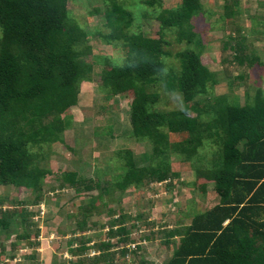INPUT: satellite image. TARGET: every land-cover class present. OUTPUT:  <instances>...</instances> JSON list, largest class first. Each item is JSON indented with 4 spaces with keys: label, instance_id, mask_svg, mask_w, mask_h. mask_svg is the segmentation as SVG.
I'll use <instances>...</instances> for the list:
<instances>
[{
    "label": "trees",
    "instance_id": "16d2710c",
    "mask_svg": "<svg viewBox=\"0 0 264 264\" xmlns=\"http://www.w3.org/2000/svg\"><path fill=\"white\" fill-rule=\"evenodd\" d=\"M71 1L0 0V183L36 192L33 206L43 202L42 188L50 176L55 178L56 190L71 188L79 195L90 192L94 185L92 179L85 180L72 172L58 178L41 166L44 147L63 141L72 119L67 112L78 105L79 84L88 81L93 72L92 65L83 60L86 54H91V47L86 46L80 53L76 50L88 41L89 31L72 19ZM141 1L152 7L162 5L160 0ZM126 4L125 0H103L106 6L103 17L109 31L100 30L94 36L109 45L121 43L127 61L120 67L106 61L110 68L101 77L102 89L111 97L134 94L133 136L141 143H151L155 154L143 169H137L129 155L126 159L121 154L120 159L126 161L121 167L126 171L124 178L100 183L98 188L109 196L112 189L139 188L149 178L153 184L168 182L177 177L172 173L169 155L184 156V163H201L200 149L208 141V145L218 146L219 151L196 174L214 182L220 205L195 217L190 226L165 233L170 238L180 237V245L169 264H264V99L261 92L255 99L248 96L252 89L250 70L264 67L263 53L252 40L255 37L264 41V19L248 18L243 0H225L222 25L229 34L222 64L231 85L248 94L244 106L228 104V96L222 97L223 100L204 99L202 105L197 98L206 95L210 86L214 87V73L203 63L199 52L188 50L179 54L182 67L169 81L168 89L182 94L186 104L194 103L190 109L197 116L190 118L185 110L170 114L154 112L152 108L159 94L148 89L165 70L166 47L170 43L165 38L167 30L178 28L179 42L185 38L201 48L203 40L193 20L209 11L204 12L201 0H182L175 8H163L157 16L161 22L160 35L155 38L131 32L135 15ZM256 8H264V1L257 0L247 11ZM100 13L101 9L96 8L90 15ZM248 26L252 28L249 33ZM205 115L211 120L204 121ZM170 134H189V138L187 142L171 144ZM4 202L7 198L0 199V228L26 227L29 214L21 211V221L13 223L10 219L16 218L17 212L4 210ZM94 211L89 206L82 219L77 220L76 233L85 232ZM121 223L122 220L110 224L111 239L127 236L125 230H114ZM128 237L120 246L129 244ZM19 240L30 241V236L24 231ZM26 244L36 250V244ZM87 244L88 241H82V247ZM166 244L171 245L169 241ZM17 247L12 245V251L18 250ZM96 250L103 253L92 264L115 263L117 257L110 245L98 246ZM83 251L85 248L75 255ZM118 254L125 256L126 250Z\"/></svg>",
    "mask_w": 264,
    "mask_h": 264
},
{
    "label": "rangeland",
    "instance_id": "374dc122",
    "mask_svg": "<svg viewBox=\"0 0 264 264\" xmlns=\"http://www.w3.org/2000/svg\"><path fill=\"white\" fill-rule=\"evenodd\" d=\"M160 1L161 6L156 4L152 7L141 0H125L126 6L133 9L135 15L131 32L159 37L161 22L157 18L158 14L163 8L177 7L182 0ZM201 1L204 12L205 9L209 11L193 20L195 30L201 33V48L188 43L185 38L179 42L178 28L167 30L165 34L170 42L166 47L168 55L164 58L165 70L158 75L152 88L148 89L149 92L159 94L158 102L152 108L154 112L170 114L176 110H185L190 118L197 116L190 109L194 103L186 104L182 94L168 89L169 81L182 67L179 54L188 50L199 52L203 63L214 73V87L210 86L206 95L197 98L203 102L202 105H205L204 99L215 101L216 98L224 99L226 96V102L232 106L239 107L244 103L246 92L243 88L231 85L222 64V52L228 47L225 39L229 34L222 25L225 0ZM256 1L243 0L248 18H255L254 13L257 12L247 9L251 10L250 6L255 5ZM96 8L101 9L100 16L90 15ZM105 8L103 0H73L69 3L72 19L85 31H89L88 41L76 50L80 53L81 50L85 51L86 46L91 47V54H86L83 60L92 65L93 72L88 81L79 84L78 105L67 112L72 119L63 134V141L44 147L45 155L41 165L58 178L63 173L72 172L85 180L92 179L93 188L83 195L71 188L56 190L55 178L50 176L42 188L43 202L33 206L31 202L36 199V192L5 187L0 183V199L7 198L3 209L17 212L16 218L10 221L20 222L23 210L31 215L27 216L26 227H11L9 230L0 228V264H92L103 253L96 250L101 245L112 247L111 252L117 257L114 264H169L180 244L167 247L164 244L165 237L157 236H166L165 233L190 226L195 217L211 211L219 201L214 182L196 174L198 169L211 163L214 153L219 151L218 146L208 145V141L200 149L203 155L201 163H184V156L169 155L172 173L177 177L168 182L153 184L149 178L139 188L132 186L125 191L112 189V195L109 196L98 188L100 183L117 182L124 178L126 171L121 167L126 161L120 159L121 154L126 159L129 155L137 169L148 167L155 154L151 143H141L133 136L131 104L134 94L130 92L111 97L102 89L101 77L104 70L110 68L106 66V61L119 67L127 61L126 50L121 43L109 45L94 36L100 30L109 31L103 17ZM246 28L248 33L252 29L251 26ZM255 47L260 48V45L255 44ZM241 73H236L234 77ZM250 74L252 89L249 92L254 95L258 90H264V67H254ZM203 120H211V117L205 115ZM188 138L189 134L169 135L171 144L187 142ZM18 203L25 205L17 206ZM89 206L94 207L95 211L88 219L85 232L76 233L77 220L82 219ZM121 220L122 223L116 224L114 230L127 231L131 246L125 256H120L118 252L124 250L119 242L126 240L127 236H120V241L118 238H110V224ZM24 231L30 236L27 242L36 244V250L28 246L26 241L19 240ZM146 236H155L157 239L148 242L144 240ZM83 240L88 241V244L82 247ZM172 242L177 243L178 240L173 239ZM12 245L18 246V250L12 251ZM83 248L85 251L82 254L75 255V252Z\"/></svg>",
    "mask_w": 264,
    "mask_h": 264
},
{
    "label": "crops",
    "instance_id": "0c3cea01",
    "mask_svg": "<svg viewBox=\"0 0 264 264\" xmlns=\"http://www.w3.org/2000/svg\"><path fill=\"white\" fill-rule=\"evenodd\" d=\"M260 1V0H259ZM262 4V3H261ZM258 5H259V3H258ZM252 8V7H251ZM252 11H256L257 13H254V17H255V19H258V20H263L264 19V8H256V10L254 9V10H252ZM260 14V15H259ZM250 19H253V18H250ZM264 30V29H263ZM264 32V31H263ZM260 38H253L252 40L255 42V44H257V45H260V48H258L259 49V52L261 53H263L264 54V41H260L259 40ZM262 56V55H261ZM263 58H264V56H263ZM261 80V79H260ZM258 92H261V96H262V99H264V90L262 89V90H258ZM258 92H255L254 93V95H253V92H249V97L251 98V99H255V96H256V94L258 93ZM247 95H245V100H244V103H243V105H239V106H244L245 104H246V101H247ZM253 104H255L254 103V101H251ZM220 205V200L218 201V203H216L215 204V206L212 208V210L213 209H215L217 206H219ZM182 229V228H181ZM157 237H165V240H164V244L168 247L169 245H167L166 244V242L167 241H169L170 242V246H176V245H179L180 244V237H169V236H157ZM157 237H155V236H153V238L151 239V238H145L144 240H147L148 242H150V240L151 241H153V240H156L157 239ZM174 240H178V242L177 243H173L172 242V240L173 239ZM119 239V241H120V238H118ZM147 241H145V242H147ZM120 243V242H119ZM119 246H120V244H119ZM131 246V243L129 242V244L127 245V246H125V245H123V244H121V248H123V249H125V250H127L129 247ZM126 254H127V251H126ZM140 264H147V263H144V262H142V263H140Z\"/></svg>",
    "mask_w": 264,
    "mask_h": 264
}]
</instances>
